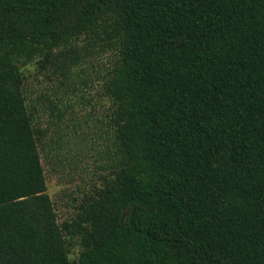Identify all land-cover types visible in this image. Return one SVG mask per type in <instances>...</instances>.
Wrapping results in <instances>:
<instances>
[{"label": "trees", "instance_id": "trees-1", "mask_svg": "<svg viewBox=\"0 0 264 264\" xmlns=\"http://www.w3.org/2000/svg\"><path fill=\"white\" fill-rule=\"evenodd\" d=\"M107 52L108 173L60 225L21 65ZM0 264H264V0H0Z\"/></svg>", "mask_w": 264, "mask_h": 264}, {"label": "rangeland", "instance_id": "rangeland-1", "mask_svg": "<svg viewBox=\"0 0 264 264\" xmlns=\"http://www.w3.org/2000/svg\"><path fill=\"white\" fill-rule=\"evenodd\" d=\"M113 56L107 52L89 57L63 74L37 61L21 65L28 104L36 125L46 130L39 144L47 194L53 202L58 223L71 221L81 201L100 187L112 150L110 102L102 83L111 69ZM70 259L81 251L77 239Z\"/></svg>", "mask_w": 264, "mask_h": 264}]
</instances>
